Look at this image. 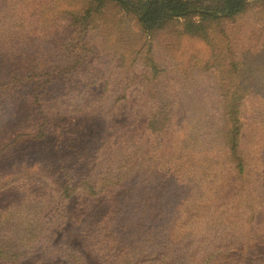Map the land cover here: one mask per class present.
<instances>
[{"label":"rangeland","instance_id":"obj_1","mask_svg":"<svg viewBox=\"0 0 264 264\" xmlns=\"http://www.w3.org/2000/svg\"><path fill=\"white\" fill-rule=\"evenodd\" d=\"M185 26L0 0V264H264V0ZM29 223L51 235L26 240Z\"/></svg>","mask_w":264,"mask_h":264},{"label":"trees","instance_id":"obj_2","mask_svg":"<svg viewBox=\"0 0 264 264\" xmlns=\"http://www.w3.org/2000/svg\"><path fill=\"white\" fill-rule=\"evenodd\" d=\"M105 1H115L117 4L123 6L126 9H130L133 11L138 19L141 27L146 31H154L160 30L167 26V24L179 18H184L186 21L185 30L196 34V35H204L206 36V30L209 27L210 21L217 19H226L233 17L242 11H244L248 5L249 0H94L95 6L99 7L105 3ZM199 17L200 20H197ZM59 70V69H58ZM58 70H46L45 75L43 73L37 71L33 74L27 75L26 79H33L35 77H47L50 80H53L54 77L58 76ZM58 71V72H57ZM60 74V73H59ZM53 75V76H52ZM52 76V77H50ZM22 80V79H21ZM17 81L13 79V83ZM42 81V80H41ZM8 83H4L7 85ZM11 85V83H9ZM42 93L36 95L35 100L38 104L42 101L41 97ZM157 114V113H155ZM160 114V113H159ZM166 117L165 113H161ZM236 115V111H232L230 117L234 118ZM162 119V118H161ZM233 129L228 133V142H230V147L233 155L239 156L237 153L238 147V135H239V127L237 122L234 123ZM230 135V136H229ZM24 133H16L15 137H24ZM34 137H37L33 135ZM45 135H41L39 137H44ZM242 166V163H240ZM10 175H12L10 173ZM88 179V177H86ZM115 183H107L103 187L106 188V191H115L116 188H124L125 181L129 179V176L126 174H117L114 175ZM39 179H30L31 184H40V185H48L50 183H46L45 180L41 181ZM71 178L68 179L63 186L64 189L68 187L74 186L75 188L81 187L80 185L71 183ZM89 180V179H88ZM97 180L91 179L89 180V186L94 189L99 188ZM96 183V184H94ZM115 184L117 187H115ZM56 185V184H54ZM59 186V185H57ZM9 211L7 209H1L0 215L7 214ZM3 224L0 221V226ZM2 228H0V237L3 235L1 233ZM21 233L24 235L26 240H41L48 237L46 234L51 235V230L46 225L43 224H35L31 225L30 223L23 227ZM4 240H0V253L1 255H8L9 248H6L4 245ZM152 254V253H151ZM150 254V255H151ZM18 260V258L16 259Z\"/></svg>","mask_w":264,"mask_h":264}]
</instances>
